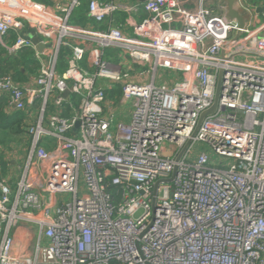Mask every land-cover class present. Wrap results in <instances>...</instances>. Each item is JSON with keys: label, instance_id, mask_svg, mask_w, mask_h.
<instances>
[{"label": "built area", "instance_id": "1", "mask_svg": "<svg viewBox=\"0 0 264 264\" xmlns=\"http://www.w3.org/2000/svg\"><path fill=\"white\" fill-rule=\"evenodd\" d=\"M240 4L251 14L243 28L206 0H89L91 19L125 12L132 33L71 23L79 0L0 6V42L34 49L40 64L26 83L0 75L4 109L25 114L28 143L13 185L0 145V264H264V0ZM159 69L185 77L168 82ZM220 72L217 109L195 134ZM128 102L129 122L114 125ZM197 143L206 148L195 154Z\"/></svg>", "mask_w": 264, "mask_h": 264}, {"label": "trees", "instance_id": "2", "mask_svg": "<svg viewBox=\"0 0 264 264\" xmlns=\"http://www.w3.org/2000/svg\"><path fill=\"white\" fill-rule=\"evenodd\" d=\"M49 5V0H34ZM89 0H79V5L75 6L70 15V22L85 27V23L90 19L88 15ZM27 35V34H26ZM30 36V35H27ZM16 38V34L12 33L10 37L3 40L10 45ZM70 52L62 49L59 55V71H64L67 66V57ZM40 64L35 56V50L32 48L21 49L17 52H9L7 47L0 42V75L10 74L21 83L28 82L31 78L38 74ZM113 94H120V89L114 91ZM69 100L78 105L79 98L71 95ZM5 102L0 98V145L8 146L13 142H21V134H24L23 126L25 114L23 112L7 113L4 109ZM64 115H69L68 110L63 111ZM20 138V139H19ZM110 189L115 191L114 187Z\"/></svg>", "mask_w": 264, "mask_h": 264}, {"label": "crops", "instance_id": "3", "mask_svg": "<svg viewBox=\"0 0 264 264\" xmlns=\"http://www.w3.org/2000/svg\"><path fill=\"white\" fill-rule=\"evenodd\" d=\"M49 6L54 7L57 3H60L64 5L65 7L68 6L71 3V0H49ZM103 1H108V0H103ZM118 2L122 3H128V4H135V3H144L145 0H115ZM16 0H0V6L3 7H10L12 9H15V7L12 4H15ZM190 5V4H188ZM206 5L210 8H213L215 11L219 8L217 0H206ZM17 9V8H16ZM132 17L136 22L142 21L144 17H146V13L144 11H140L137 14H133ZM90 18V16H89ZM128 14L125 12H116L111 18L106 19L104 22L97 23L93 19H89L87 23H85V27L90 28V29H105L110 26L111 23L114 25H121L123 27V30L126 33H132L133 32V27L128 20ZM30 35L29 37L34 36V33L32 31H25V35ZM108 56H115V54H109ZM85 67L90 68V63L88 60L84 61L82 63ZM35 77L31 78L34 79ZM129 116L128 112L124 113V118H127ZM129 122V121H127ZM5 147V146H4ZM17 162L14 160H7V157L3 159V169L1 175L5 178L7 182L10 184H14L16 180L14 178L15 170H16ZM26 168V164L24 167V170Z\"/></svg>", "mask_w": 264, "mask_h": 264}, {"label": "rangeland", "instance_id": "4", "mask_svg": "<svg viewBox=\"0 0 264 264\" xmlns=\"http://www.w3.org/2000/svg\"><path fill=\"white\" fill-rule=\"evenodd\" d=\"M253 1L256 2V3H260L262 0H253ZM223 11L224 10L221 7H219L216 10V12H218V13L223 12ZM260 19L262 21L264 20V15L263 14L260 15ZM34 37H38V36L37 35H34L33 38ZM113 53L116 56H118L119 54H121V49H118V48H107L106 49V57L109 54H113ZM184 74L185 73H182V72L165 71L163 69H159L158 70V77L163 75L164 78H166V80L168 82L175 81L177 79H182V78L185 77ZM115 108H116L115 109L116 114H115V118H114V122H113L114 125L120 119H122V120H124L126 122L130 120V113L129 112L131 110V102H128L124 106H121V107H120V105H118ZM127 112L129 114V116L127 118H124V113H127ZM20 138L19 139L21 140V142H13V143H10L11 145H8L7 148H6V151H7L6 152V154H7L6 155L7 160H10V161L11 160H14V161L17 162V166H16V170H15V174H14V178L16 179V180H14L15 183L17 182V180L23 174L24 167H25V164H26V151H27V146H28L27 138H26V135L24 136V134H21ZM205 148H206V145H204L202 143H197L194 146L195 154H198L201 150H203ZM212 155H213L214 158H217V156L215 154L212 153ZM71 198H72V195L71 194H58L57 195V199H58L59 202H61V201H68Z\"/></svg>", "mask_w": 264, "mask_h": 264}, {"label": "water", "instance_id": "5", "mask_svg": "<svg viewBox=\"0 0 264 264\" xmlns=\"http://www.w3.org/2000/svg\"><path fill=\"white\" fill-rule=\"evenodd\" d=\"M217 2H218V6L224 10L225 16L227 17V19L236 20L239 23L240 27H242V28L246 27V25H248L250 23L251 14L249 11H247L245 8H243L241 6L240 0H217ZM257 11L260 13H264V6L258 7ZM33 39H34L35 43H37V49L41 52L43 50V48L45 47V45L40 42V38L34 37ZM222 76H223V74H222V72H220L219 77H218V82H217V92H216L215 103L210 109L203 112L202 115L200 116L195 134L197 133L198 129L200 128V125L203 122L204 118L206 116L214 113L217 109L219 94H220V89H221V84H222ZM64 95L68 96L69 90H66ZM78 125H79V122L76 123L74 130H76ZM187 146H188V144L186 145V147L184 148V150L182 152H184L186 150ZM173 178H174V175L172 178L165 179L163 181H172ZM160 181H158L155 185V189H154V195L155 196L157 195Z\"/></svg>", "mask_w": 264, "mask_h": 264}]
</instances>
